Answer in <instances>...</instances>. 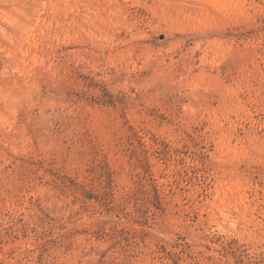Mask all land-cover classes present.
<instances>
[{"label":"rangeland","instance_id":"rangeland-1","mask_svg":"<svg viewBox=\"0 0 264 264\" xmlns=\"http://www.w3.org/2000/svg\"><path fill=\"white\" fill-rule=\"evenodd\" d=\"M0 264H264V0H0Z\"/></svg>","mask_w":264,"mask_h":264}]
</instances>
